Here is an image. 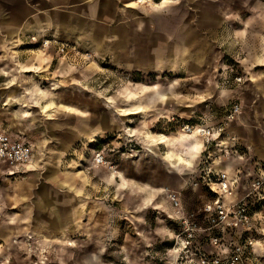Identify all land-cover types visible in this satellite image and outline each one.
Returning <instances> with one entry per match:
<instances>
[{"label": "rangeland", "instance_id": "1", "mask_svg": "<svg viewBox=\"0 0 264 264\" xmlns=\"http://www.w3.org/2000/svg\"><path fill=\"white\" fill-rule=\"evenodd\" d=\"M9 2L0 0V129L28 143L33 161L19 172L0 164V261L190 264L195 248L215 254L203 231L187 250L184 231L205 228L206 171L237 175L243 191L263 161L234 130L264 79V0ZM249 203L251 226L233 241L239 264H264V200Z\"/></svg>", "mask_w": 264, "mask_h": 264}, {"label": "built area", "instance_id": "2", "mask_svg": "<svg viewBox=\"0 0 264 264\" xmlns=\"http://www.w3.org/2000/svg\"><path fill=\"white\" fill-rule=\"evenodd\" d=\"M35 37L31 38L32 42ZM47 41L42 42V47L48 46ZM233 82L239 84L242 82L241 76L234 77ZM242 109L240 103H233L228 110V118L235 119L240 115ZM228 119V120H229ZM185 130H190L184 126ZM202 137L209 143L214 138L213 131L202 127ZM236 138L233 137V150L236 149ZM234 153L236 150L233 151ZM33 161L32 147L20 139L14 138L6 131L0 129V164L7 165L9 169L19 172L26 169ZM97 164L103 163V157L100 154L94 156ZM253 170L245 175L247 180V189L239 191L241 179L237 175H229L226 172L206 171L202 176L203 183L211 196L203 204L200 210L203 217L205 228L202 230L193 222H186L184 231L185 248L190 249L195 239V233L203 231L207 234V241L210 246L216 250L215 254L205 253L195 248V260L190 264H239L244 249L236 245L233 241V231H248L251 226V208L250 199L264 200V162L254 161ZM259 197H254V196ZM171 201L176 207L179 206L176 195H171ZM245 249L252 245L251 241L243 244ZM9 250L5 244L0 242V259L3 251ZM3 258L0 264H6Z\"/></svg>", "mask_w": 264, "mask_h": 264}, {"label": "crops", "instance_id": "3", "mask_svg": "<svg viewBox=\"0 0 264 264\" xmlns=\"http://www.w3.org/2000/svg\"><path fill=\"white\" fill-rule=\"evenodd\" d=\"M5 1L14 2V1H19V0H5ZM81 1L85 2V0H81ZM252 33L257 34L258 32L252 31ZM17 34L18 32H16V34H13V36H16ZM35 34L38 37L42 36L43 29L40 30L39 32L32 33V35H35ZM238 47L240 46L238 45ZM253 66L252 67L247 66L245 68V73H247V75L249 76L257 75L252 70ZM258 83L261 84L260 93L258 90H256V88L253 89L254 87L252 86L251 83L247 84L249 85V88L251 90L253 89L254 91L249 93L250 97L244 96L245 98L247 97L251 98V100L249 99V105L246 106V108H244V111H243L245 113L243 117L244 122L241 123L243 127L240 125L241 127H237L234 131L236 135L239 137L241 144L247 149L250 157H255V158H258L259 160L264 161V125L260 124V122L264 121V109L258 108L256 104L258 101L264 104V79L262 80V79H259L258 77L257 84ZM244 88H246V86ZM244 92L246 93L247 91H244ZM244 95H248V94H244ZM233 97L237 99L241 98V96L239 95L237 96L236 93H233Z\"/></svg>", "mask_w": 264, "mask_h": 264}, {"label": "bare ground", "instance_id": "4", "mask_svg": "<svg viewBox=\"0 0 264 264\" xmlns=\"http://www.w3.org/2000/svg\"><path fill=\"white\" fill-rule=\"evenodd\" d=\"M163 191H164V189H163Z\"/></svg>", "mask_w": 264, "mask_h": 264}]
</instances>
